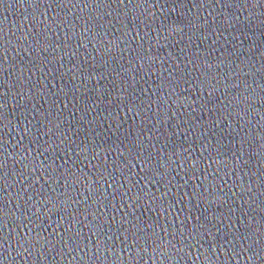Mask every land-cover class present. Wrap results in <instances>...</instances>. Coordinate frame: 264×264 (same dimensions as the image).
<instances>
[{"label":"water","instance_id":"water-1","mask_svg":"<svg viewBox=\"0 0 264 264\" xmlns=\"http://www.w3.org/2000/svg\"><path fill=\"white\" fill-rule=\"evenodd\" d=\"M0 264H264V0H0Z\"/></svg>","mask_w":264,"mask_h":264}]
</instances>
